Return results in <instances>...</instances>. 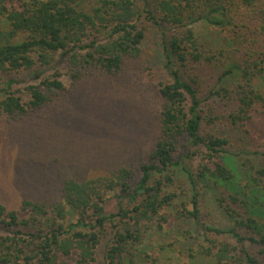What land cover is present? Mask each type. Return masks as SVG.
<instances>
[{"label": "trees", "instance_id": "1", "mask_svg": "<svg viewBox=\"0 0 264 264\" xmlns=\"http://www.w3.org/2000/svg\"><path fill=\"white\" fill-rule=\"evenodd\" d=\"M150 25L163 29L171 76L160 89L154 161L140 166L135 187L132 168L120 167L64 178L51 192L56 198L12 203L0 196V264H141L133 250L148 231L180 222L235 240L201 250L214 264H264V145L246 159L231 150L238 133L264 131V91L254 83L261 79L264 87V0H0V128L59 99L66 77L74 83L92 70L120 73L140 55ZM219 27L232 40L222 42ZM212 98L209 115L204 104ZM229 101L233 111L226 113ZM206 120L216 129L204 134ZM181 139L186 153L176 159ZM198 154L195 170L188 159ZM179 181L191 207L177 205L185 195L175 191ZM118 187L125 195L108 211V193ZM201 196L229 225L203 222ZM191 239L190 232L181 239L189 253Z\"/></svg>", "mask_w": 264, "mask_h": 264}, {"label": "rangeland", "instance_id": "2", "mask_svg": "<svg viewBox=\"0 0 264 264\" xmlns=\"http://www.w3.org/2000/svg\"><path fill=\"white\" fill-rule=\"evenodd\" d=\"M1 25L8 27L4 18H1ZM195 25L203 34L202 22ZM214 30L222 42L232 40L228 28ZM163 37L162 28L150 25L140 55L129 59L120 73L92 70L74 83L66 77L67 91L59 99L15 123L4 122L0 128V196L12 203L22 198H56L58 193L51 192L60 187L64 178H94L120 167L132 168L131 183L135 187L141 176L140 166L154 161L151 153L159 140L160 116L165 104L160 89L171 79ZM232 47L229 45V50ZM258 80L254 81L256 87L264 91L262 80ZM199 94L203 96L202 92ZM208 94L205 92L204 96ZM229 102L226 113L233 111V102ZM204 105L206 114L210 115L215 99ZM203 129L205 134V131L216 129V125L206 120ZM262 131L254 128L252 137L242 133L233 136L231 150H242V159L256 149L261 152L264 145ZM185 148L184 139H181L174 158L185 154ZM188 162L197 170L202 156L198 154ZM244 171L243 168L242 186L249 182ZM175 191L179 195L185 194L177 198V205L186 200V206L191 207L187 186L179 181ZM123 195L125 193L119 187L108 193V211L118 210ZM200 201L205 224L229 225L207 196H201ZM124 202L127 204V198ZM188 232L194 238L190 244L191 254L188 247L184 249L185 242L181 240ZM145 239L140 251L133 250L134 255L139 252L136 257L141 264H153L152 258L157 264H214L213 256L203 255L201 250H216L214 245L217 243L213 245L211 241L235 243L226 233L206 231L186 222L165 225L161 231L154 227Z\"/></svg>", "mask_w": 264, "mask_h": 264}]
</instances>
